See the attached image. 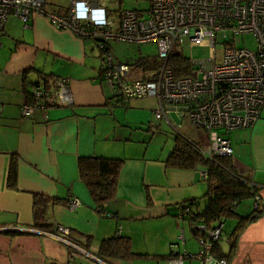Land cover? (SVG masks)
Wrapping results in <instances>:
<instances>
[{
    "label": "crops",
    "instance_id": "0c3cea01",
    "mask_svg": "<svg viewBox=\"0 0 264 264\" xmlns=\"http://www.w3.org/2000/svg\"><path fill=\"white\" fill-rule=\"evenodd\" d=\"M86 1L106 15L111 11L104 0ZM67 6L68 1H47L46 11L64 12ZM78 10L84 13L81 3ZM0 43V264H168L171 253L196 252L191 224L177 217V207L197 199L194 209L202 210L206 172L167 165L174 138L162 134V123L198 143L203 134L174 112L169 121L156 119L153 97L116 103L100 79L103 61L96 42L55 27L44 15H31L27 25L10 15L0 28ZM37 72L48 77L51 101L23 117L24 84L39 79ZM58 78L67 79L70 102L56 98ZM261 125L260 114L252 127L232 130L228 137L234 166L255 184H264ZM11 156L15 188L7 185ZM92 156L123 160L115 196L102 211L78 172V158ZM34 195L60 200L46 210L49 232L32 228ZM68 196L79 200L74 209L65 204ZM259 196L264 206V189ZM248 200L250 214L254 203ZM55 226L70 231L65 238L71 244L53 236ZM110 237L128 238L132 252L143 256L100 258V243ZM229 264H264V215L241 232Z\"/></svg>",
    "mask_w": 264,
    "mask_h": 264
},
{
    "label": "built area",
    "instance_id": "2783aa9c",
    "mask_svg": "<svg viewBox=\"0 0 264 264\" xmlns=\"http://www.w3.org/2000/svg\"><path fill=\"white\" fill-rule=\"evenodd\" d=\"M67 1L65 11L58 12L46 11L47 0H0V28L10 15L27 25L31 15L40 14L57 28L69 30L82 39H93L102 52L100 79L116 103L153 97L157 100L156 119L169 121L168 115L174 112L207 138L205 145L196 142L204 159L231 157L229 139L216 129L250 128L264 108V0H148L150 7L146 13L123 10L115 26L104 8L92 6L86 0ZM79 3L84 8L83 14L79 13ZM248 33L256 39L255 50L236 48L231 41H223L222 59L216 60L217 34L226 38L228 34L243 36ZM113 42L154 44L161 62L154 79L143 80L127 63L114 61L110 51ZM183 43H206L213 54L207 59H190V73L175 77L167 63L175 47ZM66 82L64 78L54 82L55 96L61 102H70ZM34 94L38 101L34 105L23 103V117L30 116L35 109H45L42 88L38 87ZM202 176L206 178V173ZM249 183L264 189V184ZM252 198L255 210L260 202L259 192ZM78 205L76 197L68 196L66 206L69 209ZM192 208L186 203L178 205L177 217L187 219L195 229L193 234L199 249L194 253H171L168 264H182L183 259L196 264H228L212 251L214 244L221 246L223 243L224 221L220 219L209 225ZM69 234L66 227L57 226L53 236L71 244L65 238Z\"/></svg>",
    "mask_w": 264,
    "mask_h": 264
},
{
    "label": "trees",
    "instance_id": "16d2710c",
    "mask_svg": "<svg viewBox=\"0 0 264 264\" xmlns=\"http://www.w3.org/2000/svg\"><path fill=\"white\" fill-rule=\"evenodd\" d=\"M189 61V58L185 57L179 50L174 49L167 65L171 68L175 77H181L190 73ZM127 64L134 70H137L139 78L153 80L161 62L156 53L154 56H139L133 63ZM37 75L39 79L24 84L26 90L25 102L33 105L36 104L38 100L34 92L38 87H41L43 90L42 100L45 107H47L51 101L48 77L39 72H37ZM28 84L30 89L28 88ZM173 138L174 145L167 157V165L172 168L187 170L202 167L206 172L207 190L203 196L204 202L202 210L197 211L194 209V207H198L199 205L197 199L183 203L193 207V212L197 216L203 217L209 225H212L220 219L223 221L227 219L236 220L233 231L227 237V251L225 252L222 249V245L218 246L214 244L212 248V251L218 257L226 259L229 264L236 252L237 241L241 232L249 223L264 215V206L260 202L257 203V208L247 216L237 214L234 209L242 200L252 198L254 193L259 192L260 188L257 185H250L249 182L252 181L237 171L231 157L216 156L214 160H207L201 156L196 147L197 143L189 139L185 134L177 132ZM122 163V159L102 156L78 158L77 166L80 179L88 189L92 201L101 211L103 204L111 201L115 196L117 176ZM16 172V159L14 156H11L7 170V185L10 188H15ZM56 202H60V200L34 195L32 228L48 232L51 231L52 225L46 221V210L50 204ZM65 204H67L66 201ZM181 204L179 203L178 205L180 206ZM253 214H257V217H252ZM53 232L57 233L56 230ZM192 232L195 233L193 227ZM98 256L100 258L132 259L143 255L132 252L128 238L110 237L101 241Z\"/></svg>",
    "mask_w": 264,
    "mask_h": 264
},
{
    "label": "rangeland",
    "instance_id": "374dc122",
    "mask_svg": "<svg viewBox=\"0 0 264 264\" xmlns=\"http://www.w3.org/2000/svg\"><path fill=\"white\" fill-rule=\"evenodd\" d=\"M47 1H58L61 4H66V0H47ZM107 2V8L111 9L108 10V18L110 19L111 23L115 26L118 23L119 16L121 11L123 10H129L134 9L138 11H142L144 13L147 12V10L150 7V2L148 0H104V4ZM223 41H231L232 45L236 48H248L250 50H255L256 48V39L253 36V34H245V35H236L231 36L227 35L226 38H223L221 34L216 35V45H215V56L216 60L220 61L222 59L223 55ZM175 49L179 50L185 57L191 59V60H202L207 59L212 56L213 50L206 44L202 45H191L188 43H183L180 45H177ZM110 51L112 53V58L114 61H121L125 63H133L139 56H154L157 53V49L154 44H142V45H134V44H128V43H121V42H113L110 43ZM99 52V50L97 51ZM261 122H264V108H262L261 111ZM163 127L165 128L163 130V135L170 140L174 137V133L172 134L168 129V125L163 122ZM217 133L225 136V137H231L230 131H224L222 129H216ZM232 131V130H231ZM260 139L262 140V143H264V125H261L260 129ZM229 137V138H230ZM202 145H205L207 143V138L203 135H201V142ZM251 201L248 199L242 200L240 203H238V206L235 207V212L241 216H246L249 214V208H250ZM236 220L235 219H227L224 222V229L222 234V249L226 252L228 247L227 237L231 234L233 231V227L235 225ZM184 264H187L185 261Z\"/></svg>",
    "mask_w": 264,
    "mask_h": 264
},
{
    "label": "water",
    "instance_id": "95a60500",
    "mask_svg": "<svg viewBox=\"0 0 264 264\" xmlns=\"http://www.w3.org/2000/svg\"><path fill=\"white\" fill-rule=\"evenodd\" d=\"M252 217L256 218L257 217V214H253Z\"/></svg>",
    "mask_w": 264,
    "mask_h": 264
}]
</instances>
